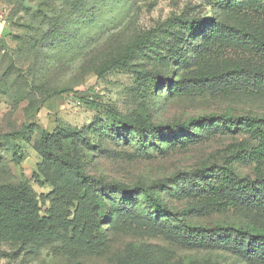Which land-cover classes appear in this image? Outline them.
Instances as JSON below:
<instances>
[{"label":"rangeland","instance_id":"374dc122","mask_svg":"<svg viewBox=\"0 0 264 264\" xmlns=\"http://www.w3.org/2000/svg\"><path fill=\"white\" fill-rule=\"evenodd\" d=\"M222 2L0 0V15L6 20L0 32V186L24 183L36 202L31 222L8 226L0 240V264H253L228 250L176 245L141 221L106 218L110 204L100 212L94 189L44 154L38 140L45 132L62 153L83 158L80 165L86 174L106 182L166 183L174 188L184 174L211 164L253 175L254 163L233 161L232 145L255 144L246 131L194 126L198 137L187 146L179 144L189 137L182 131L164 132L151 136L153 146L143 153L134 135L118 129L107 113L113 109L128 119L141 113L155 124H181L225 111L264 116V95L170 98L148 90L142 80L144 69L156 67L165 74L177 70L178 76L190 69V59L179 64L176 55L191 50L185 49L179 25L167 20L222 16ZM148 30L155 31L147 51L135 54L126 65L109 66L124 44ZM25 126L31 132L23 137L7 136ZM158 146L166 150L160 153ZM157 193L190 223L239 224L231 211L199 216L190 211L191 202L172 190ZM132 207L141 215L152 214L141 198ZM93 220L99 221L98 236L89 224Z\"/></svg>","mask_w":264,"mask_h":264},{"label":"trees","instance_id":"16d2710c","mask_svg":"<svg viewBox=\"0 0 264 264\" xmlns=\"http://www.w3.org/2000/svg\"><path fill=\"white\" fill-rule=\"evenodd\" d=\"M220 6L223 8L222 16L214 13L211 17L174 16L167 20V23L179 25L181 33L178 34L186 43L185 49L188 46L191 50L188 55L185 50L176 55L179 64L190 59V69L179 76L177 70L165 74L156 67L144 69L140 73L148 90L162 92L170 98L206 93L264 95V0H223ZM154 31L134 35L109 60V66L126 65L135 54L147 51L150 35ZM105 70L101 69L103 72ZM87 104L98 106L94 101H87ZM107 113L116 121L118 129L134 135L135 142L143 153H149L153 146L149 143L150 137L164 132L182 131L184 137L189 136L187 140H180L179 144L185 146L196 142L198 134L192 129L194 126L210 129L213 125H218L228 131L248 132L255 144L240 141L232 145L235 151L233 161L254 163L253 175L241 176L229 165L211 164L184 174L182 181H176L174 188L166 183L146 186L106 182L86 174L80 165L83 158H71L62 153L45 132L40 131L38 140L44 154L94 189V205L100 212L107 203L110 204L112 210L105 215L106 218L116 215L127 222L141 221L176 245L228 250L249 263L264 264L263 115H231L229 111H225L194 117L181 124H155L141 113L130 119L113 109H108ZM30 132V126H25L7 136L23 137ZM169 146L177 145L171 143ZM157 150L161 153L166 149L158 146ZM157 190H172L187 199L191 202L190 211L195 215L208 216L231 211L240 218L239 224L205 226L190 223L163 201ZM138 198L151 210V215H141L133 209L132 203ZM81 200L84 202L85 198ZM80 204L77 203V209ZM35 207L32 191L24 183L0 186V240L13 223L31 222ZM89 224L94 227L98 236L99 221L93 220Z\"/></svg>","mask_w":264,"mask_h":264},{"label":"built area","instance_id":"2783aa9c","mask_svg":"<svg viewBox=\"0 0 264 264\" xmlns=\"http://www.w3.org/2000/svg\"><path fill=\"white\" fill-rule=\"evenodd\" d=\"M5 25H6L5 18L2 15H0V32L5 28ZM78 104H79V102H78Z\"/></svg>","mask_w":264,"mask_h":264}]
</instances>
